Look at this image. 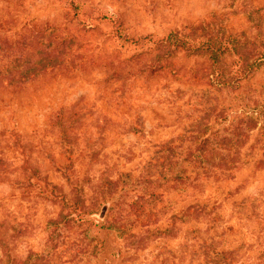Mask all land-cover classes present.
<instances>
[{
  "label": "rangeland",
  "instance_id": "1",
  "mask_svg": "<svg viewBox=\"0 0 264 264\" xmlns=\"http://www.w3.org/2000/svg\"><path fill=\"white\" fill-rule=\"evenodd\" d=\"M89 1L141 32L211 24L251 33L261 24L264 33V0ZM112 31L108 23L82 27L56 0H0V264H108L90 222H54L59 204L18 182L22 164L32 163L66 190L64 175L72 173L88 194L87 176L92 183L103 171L136 178L157 142L209 114L217 129L240 121L238 163L195 190L203 217L146 237L135 250L121 241L116 264H213L211 243L232 250V264H264V69L226 88L211 80L206 56L178 51L154 72L118 78L120 67L123 75L135 72L136 56L153 53L149 44L120 47ZM33 70L23 83L10 81ZM255 104L253 126L241 116ZM56 119L73 135L70 146L60 142ZM15 133L26 146L19 147ZM157 170L152 166L154 178ZM135 186L145 190L141 180Z\"/></svg>",
  "mask_w": 264,
  "mask_h": 264
},
{
  "label": "trees",
  "instance_id": "2",
  "mask_svg": "<svg viewBox=\"0 0 264 264\" xmlns=\"http://www.w3.org/2000/svg\"><path fill=\"white\" fill-rule=\"evenodd\" d=\"M56 1L72 11L82 27H93L95 23L111 25L114 42L120 47L137 49L150 45L146 51L153 53L151 57L143 60L140 55L136 56V61L139 62L137 71L123 75L120 67V70L114 72L118 78L154 72L161 68V62H167L178 51L206 56L212 67L209 72L211 80L226 88H231L250 73L264 69V33L261 24L251 33L245 30L238 33L227 32L223 27L211 24L203 25V28L198 25L185 27L182 31L169 30L164 34L156 29L141 32L131 29L120 13L105 8L102 4L89 0ZM229 56H233L231 60ZM47 66L48 64H44L42 68ZM36 73L33 70L31 74L27 72L25 75L14 76L10 81L23 83ZM256 105L252 111L244 112L243 117L241 116L253 126ZM214 108L212 106L211 110ZM209 116L210 114L199 116L195 122L185 125L184 131L176 136L157 142L155 151L144 161L143 172L136 178L132 172L112 176L103 171L100 179L92 183L87 176L85 181L81 179L88 183L91 192L87 194L83 182L80 183L78 176L72 173L70 176L64 175L69 187L66 190L63 185L53 183L46 176L41 177L38 168L32 163H24L21 165L24 179L18 182L21 185H31L36 194L44 195L59 204L57 215L51 219L54 222H90L101 261L107 259L108 264L119 263L121 241L135 250L141 247L146 237L168 235L177 228L178 223L198 221L203 217L205 204L195 190H200L202 183L212 175L224 174L230 169L227 167L229 163L233 166L238 163L239 148L244 141L240 121L236 124L228 122V125L217 129L209 121ZM56 122L61 128L60 142L70 146L73 135L68 133L62 121L56 119ZM17 141L20 143L19 147L26 146L16 134V143ZM3 161L5 162L0 157L1 164ZM154 165L158 166L155 178L151 174ZM28 171L30 175L27 174ZM33 176H36V180L32 179ZM139 180L143 182L145 190L135 186ZM209 246L213 247L215 255L211 263L232 264V250H218L214 243Z\"/></svg>",
  "mask_w": 264,
  "mask_h": 264
}]
</instances>
